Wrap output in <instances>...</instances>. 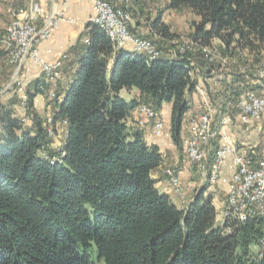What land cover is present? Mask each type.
Masks as SVG:
<instances>
[{"label":"trees","instance_id":"obj_1","mask_svg":"<svg viewBox=\"0 0 264 264\" xmlns=\"http://www.w3.org/2000/svg\"><path fill=\"white\" fill-rule=\"evenodd\" d=\"M183 7L199 18L192 33L196 45L210 48L218 40L230 56L264 57V0H169L172 10ZM150 32L142 37L175 38L160 17ZM87 36L71 84L54 100L52 125L66 121L62 163L43 158L60 153L51 149L42 117L32 115L29 129L0 107V264H264L251 250L262 221L236 224L227 234L207 187L180 209L151 176L162 162L159 148L128 122L139 102L157 112L170 104V135L181 148L202 55L157 44L174 57L147 62L117 48L98 26ZM248 75L236 76L239 85H231L226 100L234 88L235 95L261 89L264 81ZM46 89L43 79L28 87L30 114L34 94ZM122 90L138 96L128 103Z\"/></svg>","mask_w":264,"mask_h":264},{"label":"built area","instance_id":"obj_2","mask_svg":"<svg viewBox=\"0 0 264 264\" xmlns=\"http://www.w3.org/2000/svg\"><path fill=\"white\" fill-rule=\"evenodd\" d=\"M28 5L22 10H10V21L6 28L4 40L5 49L10 63L16 65L11 85L20 92L23 107L26 105L27 83L21 77V69L28 59L36 62L42 72V78L47 85L45 94L48 99L56 98L55 84L61 76L62 61L45 62L41 59L39 45L52 36V29L60 22H72L62 12L53 9L48 16H44L41 0H27ZM131 0H94V14L88 20V30L98 26L103 30L117 48L129 44L137 54L144 55L147 62L161 57V52L154 43L130 30L132 21ZM88 37L83 43H88ZM204 58L213 63L208 47H201ZM190 48H179L180 54L190 52ZM256 79L264 81V69L255 75ZM203 97V109L190 116L185 126L187 134L182 138L181 152L191 166L198 169L200 186H214L221 177V173L228 159H231L235 169L231 178L230 188L226 194L224 207L219 224L227 234L234 231L235 225L245 224L252 220L262 221V234L258 243L257 258H264V144L247 153H242L239 146L230 139L229 130L238 122L241 125H251L264 121V84L259 91L244 89L235 95L232 89L221 118L216 119V111L208 99L207 92L200 90ZM139 101V100H138ZM24 110H26L24 108ZM139 114L136 122L141 128L153 122L152 130L155 137L164 133V122L160 112L146 104H138ZM23 123L25 120H21ZM52 123V119H48ZM65 125L66 121H62ZM49 135L53 133L48 129ZM0 125V135H1ZM213 149L212 157L208 158V149ZM50 157L43 153V158L51 164L62 163L64 152ZM171 185L170 198L180 209L186 208L185 192L181 185L179 172L175 167H167L163 171Z\"/></svg>","mask_w":264,"mask_h":264},{"label":"crops","instance_id":"obj_3","mask_svg":"<svg viewBox=\"0 0 264 264\" xmlns=\"http://www.w3.org/2000/svg\"><path fill=\"white\" fill-rule=\"evenodd\" d=\"M41 3L45 17L55 9L62 12L67 19L72 21L60 22L52 29V36L39 45V53L43 61H62L61 76L55 84L57 93L61 94L67 90L78 70V60L81 55V47L84 44V39L88 37V20L94 14V0H41ZM27 5V0H0V107L11 111L14 117H17L20 120H25L24 124L31 129L32 115L37 114L44 119L45 123H48V119L54 118L57 108L55 102L48 99L46 94H34L31 107L33 113L26 114L25 110L19 105L21 99L20 92L15 86L11 85L13 75L16 71V65L9 62L4 43L6 28L10 21L9 10L15 9L19 11L25 9ZM154 5L156 9L160 8V2H154ZM158 15L159 14H157V16ZM157 16L154 18H157ZM161 16L162 15H160V17ZM161 21L166 24L163 16ZM146 24L147 22L145 20H132L130 23V30L138 35L147 36L151 32L150 28L144 26ZM122 48L131 53L135 52L133 47L129 44L124 45ZM173 57L174 53L172 50H167L161 52L160 58L168 60ZM202 64L203 65L197 64L193 71L196 88L190 96V108L184 119L181 135L182 138L187 134L185 126L186 120L203 109V97L200 90H205L207 92L208 99L216 111L215 117L219 120L226 103L227 90L231 85L235 87L239 85L237 82L238 78H232V74L225 76L220 75L221 69L218 70L214 65L207 64L206 62H202ZM111 66L112 63H110L109 69H111ZM21 77L28 86L32 85L35 81L43 79L40 66L31 59H28L23 65ZM33 93L34 92H32V94ZM120 95L123 98L128 95L132 101L138 96V93L135 90H122ZM170 111L171 105L163 104L161 116L168 123L167 129L161 137H155L153 134L152 126L154 121H151L149 126L143 128L145 142L149 145L157 146L162 155L160 166L152 171L151 176L155 180L157 188L162 193L170 196L171 185L164 176L163 170L168 166L175 167L179 172L181 185L186 191L185 201L188 206L193 202L196 195L192 190H196L200 186V177L197 167L191 166L188 163L187 158L183 156L180 147L176 146L171 138ZM128 122L129 124H135V120H132V118H130ZM48 127L52 128L54 133V137L51 138L50 143L51 149L56 150V148H59L64 144L66 126L61 120H59L55 122V125L49 123L47 129ZM229 137L239 146L242 153H247L261 144H264V121L251 125H241L236 122L229 130ZM212 154L213 149H208L209 159L212 157ZM234 169L235 166L232 160L228 159L217 185L215 187L204 185V187L208 188L207 194L212 197L216 211H218V208L221 210L223 206L225 200H223V196L225 198L230 188Z\"/></svg>","mask_w":264,"mask_h":264},{"label":"rangeland","instance_id":"obj_4","mask_svg":"<svg viewBox=\"0 0 264 264\" xmlns=\"http://www.w3.org/2000/svg\"><path fill=\"white\" fill-rule=\"evenodd\" d=\"M131 1H132V6H133L132 7V20H134V21H138V19L145 20L147 22V24L144 26L150 28L151 23L156 19L154 17H156L157 14H159L157 17H160V15H162L166 21V25H168V27H169L170 33L175 37L172 41H164V40H162V38H160L158 36H152V38H148L149 40H151L154 43V45L163 44L165 47H171V45H172L177 50H179V48L189 47L191 49L189 52V53H191V55H195L196 53H200L202 55L204 61L207 64L214 65V67H216V69H218V70L221 69L220 75L225 76V75L233 74V76L231 75L232 78L236 77L237 75H241V74L243 75L244 73L246 75L249 74L250 78H253L255 75L259 74V72L261 70L264 69V57L256 60V58L254 56L249 55L246 52H235L234 54H232V56H230L229 54H225L223 52V47L218 40H213L211 47L208 48L210 55L215 59L214 62L211 63L208 60H206L204 58V53L202 52V48L200 46L196 45L195 42L193 41V38H192V33L194 30V24L199 20V18L196 17L188 7H183V8H180L178 10H172V9L168 8L169 0H131ZM154 2H156V3L160 2V8L156 9ZM10 10H9V15H10ZM162 16L160 18H162ZM146 30H147V28H146ZM140 36H143V35H140ZM20 73H21V71H20ZM249 75H248V77H249ZM28 87H30V86H28V85L26 86L27 98L25 100L26 101L25 107H23V104L21 105V102L24 101L22 98L20 99V103H19V105L22 109H24V108L26 109L25 110L26 114L29 113V105H30V100H29L30 95L27 91ZM57 94L58 93L56 91V97H57ZM46 96H47V94H46ZM47 98H48V96H47ZM124 99L128 103L131 102L128 95L125 96ZM160 115H161V112H160ZM138 117H139V114L135 109L132 112L131 118H132V120H135V125H137L140 129L143 130V128H141L138 125V123L136 122ZM161 118H162V116H161ZM162 120H163L164 125H165V127H164V131H165L167 129V123L168 122L163 118H162ZM52 121H53V119H52ZM46 124L48 125L49 123L46 122ZM49 128L50 127H48V129ZM53 134L54 133L49 135L50 138L54 137ZM61 147L56 148L55 152L57 153V151H58V153H61V151H60ZM199 177H200V175H199ZM216 185H214V187ZM195 191L192 190V192L194 194H195ZM184 192H185V196H186V191L184 190ZM224 199H226V196H225V198L223 196V200ZM224 203H225V200L223 202V206H222L221 210L218 208L217 223H219V221L221 219V213H222V209L224 207ZM175 204L177 205V203H175ZM251 250L254 254H256L258 251V246L253 245L251 247ZM89 252L92 255L93 261H96L97 251H96V247L94 245L89 250Z\"/></svg>","mask_w":264,"mask_h":264}]
</instances>
